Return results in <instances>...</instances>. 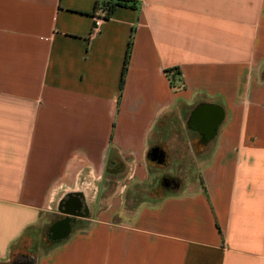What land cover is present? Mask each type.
I'll return each mask as SVG.
<instances>
[{
	"label": "crops",
	"instance_id": "0c3cea01",
	"mask_svg": "<svg viewBox=\"0 0 264 264\" xmlns=\"http://www.w3.org/2000/svg\"><path fill=\"white\" fill-rule=\"evenodd\" d=\"M107 1L0 0V264H264V0Z\"/></svg>",
	"mask_w": 264,
	"mask_h": 264
},
{
	"label": "flooded vegetation",
	"instance_id": "af4514ba",
	"mask_svg": "<svg viewBox=\"0 0 264 264\" xmlns=\"http://www.w3.org/2000/svg\"><path fill=\"white\" fill-rule=\"evenodd\" d=\"M199 113V112H198ZM194 113V116L192 117V120H194V123H196L197 120L200 118V113ZM203 116V112H202ZM207 130L209 128V124H206ZM61 208L64 211H74V210H79L80 209V202L78 200V197L76 195H69L65 199H63L60 203ZM72 220L68 219L67 217L61 218L57 220L55 223L51 225L48 231V236L51 239H56L57 237H60L65 233V228L67 224H71ZM28 261L23 260V261H18L17 264H27Z\"/></svg>",
	"mask_w": 264,
	"mask_h": 264
},
{
	"label": "rangeland",
	"instance_id": "374dc122",
	"mask_svg": "<svg viewBox=\"0 0 264 264\" xmlns=\"http://www.w3.org/2000/svg\"><path fill=\"white\" fill-rule=\"evenodd\" d=\"M205 160H208V157H206ZM50 218L48 219V221ZM47 227V224H43L39 227L38 233H28L25 235L23 240V245L26 253H30V249L37 250V246L41 247L42 249L46 248L47 246V239L45 235V228ZM45 245V247H44ZM48 247V246H47Z\"/></svg>",
	"mask_w": 264,
	"mask_h": 264
},
{
	"label": "trees",
	"instance_id": "16d2710c",
	"mask_svg": "<svg viewBox=\"0 0 264 264\" xmlns=\"http://www.w3.org/2000/svg\"><path fill=\"white\" fill-rule=\"evenodd\" d=\"M104 4L107 5V7H108L107 17L109 16V14L111 13V11H112V9L114 7L131 8V9H134L135 8L134 2L133 1H130V0H115L114 3H110V2L107 1ZM128 52H129V45H128V50H127V53H126L124 67H123V70H122L121 83L124 80V74H125L126 64H127V59H128ZM168 73H169V71H168ZM170 80H173V76L171 77Z\"/></svg>",
	"mask_w": 264,
	"mask_h": 264
},
{
	"label": "built area",
	"instance_id": "2783aa9c",
	"mask_svg": "<svg viewBox=\"0 0 264 264\" xmlns=\"http://www.w3.org/2000/svg\"><path fill=\"white\" fill-rule=\"evenodd\" d=\"M107 10H108L107 5L103 4L100 8V14H97L96 16H94V21H93L94 30H96L100 22L107 17ZM172 74L173 73L171 72L168 75H172Z\"/></svg>",
	"mask_w": 264,
	"mask_h": 264
}]
</instances>
